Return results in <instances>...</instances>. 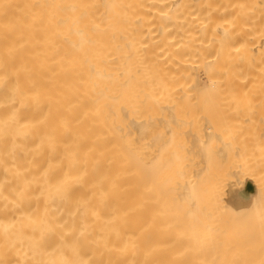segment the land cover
I'll list each match as a JSON object with an SVG mask.
<instances>
[{"label": "bare ground", "instance_id": "obj_1", "mask_svg": "<svg viewBox=\"0 0 264 264\" xmlns=\"http://www.w3.org/2000/svg\"><path fill=\"white\" fill-rule=\"evenodd\" d=\"M0 264H264V0H0Z\"/></svg>", "mask_w": 264, "mask_h": 264}]
</instances>
